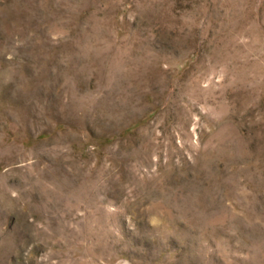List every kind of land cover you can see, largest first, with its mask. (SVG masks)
Listing matches in <instances>:
<instances>
[{
	"label": "rangeland",
	"instance_id": "obj_1",
	"mask_svg": "<svg viewBox=\"0 0 264 264\" xmlns=\"http://www.w3.org/2000/svg\"><path fill=\"white\" fill-rule=\"evenodd\" d=\"M0 264H264V0H0Z\"/></svg>",
	"mask_w": 264,
	"mask_h": 264
}]
</instances>
